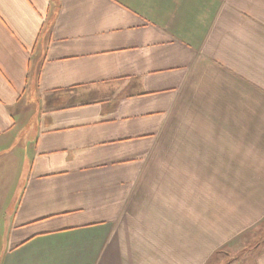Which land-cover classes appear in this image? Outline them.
<instances>
[{
    "label": "crops",
    "instance_id": "0c3cea01",
    "mask_svg": "<svg viewBox=\"0 0 264 264\" xmlns=\"http://www.w3.org/2000/svg\"><path fill=\"white\" fill-rule=\"evenodd\" d=\"M17 110L0 264H236L264 223V0H0V149Z\"/></svg>",
    "mask_w": 264,
    "mask_h": 264
},
{
    "label": "rangeland",
    "instance_id": "374dc122",
    "mask_svg": "<svg viewBox=\"0 0 264 264\" xmlns=\"http://www.w3.org/2000/svg\"><path fill=\"white\" fill-rule=\"evenodd\" d=\"M20 111L17 110L18 123L10 135L9 142L0 149V161H8L0 168V181H3L0 192L6 199L17 195L25 174L22 170L30 162L32 155L30 143L34 138L33 118H28L25 123L19 115ZM253 231L251 234L242 233L234 238L224 247L225 250L221 254L229 255L230 259L234 257L233 262L236 264H256L255 260L264 249V223Z\"/></svg>",
    "mask_w": 264,
    "mask_h": 264
}]
</instances>
